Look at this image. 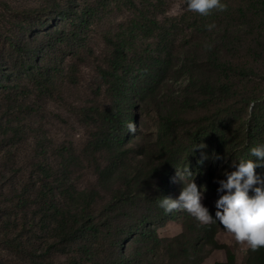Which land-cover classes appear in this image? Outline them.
I'll use <instances>...</instances> for the list:
<instances>
[{
  "label": "trees",
  "instance_id": "16d2710c",
  "mask_svg": "<svg viewBox=\"0 0 264 264\" xmlns=\"http://www.w3.org/2000/svg\"><path fill=\"white\" fill-rule=\"evenodd\" d=\"M181 1L187 10L180 18V28L178 23L162 28L158 20L151 19L140 27L144 34L154 31L159 46L164 45L158 54L130 58L120 38L103 37L107 54L97 68L98 90L105 103L97 110L84 109L94 115L88 119L90 136L83 157L61 148L31 160L19 179L10 181V187L0 182V264H152L149 255H160L164 249L176 253L169 260L180 258L182 264H203L209 257V252L201 255L203 248L197 244L176 245L159 238L151 228L152 222L171 213L159 207V199L166 194L174 165L171 159L163 161L147 153L141 143L128 141L125 130L136 99L153 107L161 122V137L167 141L170 126L179 118L203 111L209 121L205 134L214 137L220 149L229 148L230 126L224 120L250 105L255 114L264 103V89L256 81H264V0H220L224 9L214 8L207 15L189 10L188 0ZM0 6L19 19V10L2 0ZM81 20L69 35L56 29L43 57L36 54L39 47L30 51L29 61L38 57L40 82L59 68L61 49L56 48L78 37V30L87 24L85 15ZM177 30L180 50L175 52L170 37ZM33 39L37 41L38 36ZM81 58L79 48L71 63L78 65L73 61ZM2 64L0 59V70ZM131 69L140 73L135 85L127 80ZM179 75L185 78V86L179 96L170 97L171 79ZM28 110L34 109L28 106ZM26 111L22 108L21 114ZM17 120L6 122L0 114V136L24 142L28 125ZM259 125L249 121L251 130ZM240 140L231 142L235 146ZM249 149L244 148L238 163L255 159ZM85 170L94 176V183L78 189L72 176ZM186 216L187 233L203 234L211 252L224 251V260L215 264H239L231 249L215 239L225 230L219 222L201 224L190 214ZM243 264H264V248L249 249Z\"/></svg>",
  "mask_w": 264,
  "mask_h": 264
},
{
  "label": "rangeland",
  "instance_id": "374dc122",
  "mask_svg": "<svg viewBox=\"0 0 264 264\" xmlns=\"http://www.w3.org/2000/svg\"><path fill=\"white\" fill-rule=\"evenodd\" d=\"M2 1L19 10V19L16 20L0 6V59L3 62L0 70V114L6 122L18 119L28 125L24 142L0 136V182L5 181L10 187V181L19 179L23 169H27L35 157L45 158L61 148L83 157L90 136L88 119L94 115L84 109L94 107L97 110L105 103L103 92L98 90L100 76L97 68L99 60L107 54L103 37L120 38L130 58L152 56L158 54L164 45L159 46L158 39L153 36L154 31L144 34L140 27L151 19L158 20L162 28L165 25L169 28L174 23H178L180 28V18L187 9L181 0H164L163 3L161 0ZM84 15L87 24L78 30V37H70L67 45L56 48L61 49L59 68L52 69L49 77L40 82L41 70L36 66L38 57L47 54L46 47L57 31L69 35L80 26ZM177 32V35L170 37V45L174 44L175 52L180 50V33ZM47 33L49 35L44 37ZM35 36H38L37 41L33 39ZM36 47L40 49L36 52L37 60L29 61V53ZM78 47L81 48L82 58L73 61L78 64L75 65L71 63V58ZM3 75H6L4 81L1 80ZM139 76L138 69H131L127 80L135 85ZM256 81L264 89V81L258 78ZM171 83L173 91L169 96H179L181 86H185V78L179 75L171 79ZM28 106L34 109L33 112L28 113ZM131 106L135 111L128 124L132 123L134 130L129 131L127 126L126 139L134 141L133 144L141 143L147 153L154 154L158 159H171L174 165L165 196L175 198L181 187L194 179L198 186L207 189L203 203L211 214L215 212L217 199L216 181L223 178L224 171L234 170L233 165L238 163L246 146L252 148L264 144V103L257 107L255 114H252L254 109L250 105L242 113H234L224 120V125L230 126L231 145L225 149H220L214 137L205 134L209 121L203 111L199 115L187 113V118H179L174 126H170V141H167L163 134L161 137V122L153 107L144 106L136 99H133ZM22 108L27 110L23 114ZM250 120H256L259 128L251 130ZM237 137H241V140L233 146L231 141ZM197 146L205 147L193 150ZM186 169L192 175L182 176L181 182L178 179L174 182L176 172L181 173ZM255 171L264 175V168ZM72 180L78 189H88L94 183V176L85 170L72 176ZM186 214L185 210L177 208L150 226L157 230L161 239H169L176 245L191 241L203 248L201 255L209 252L203 264L223 261L224 251L211 252L203 234L185 231ZM215 239L218 244L231 249L237 263L245 262L250 249L245 243L236 241L226 230L220 231ZM175 254L166 253L164 249L160 255L149 256L153 259L152 264H182L180 258L169 260ZM141 264L147 263L144 261Z\"/></svg>",
  "mask_w": 264,
  "mask_h": 264
},
{
  "label": "clouds",
  "instance_id": "9594fccd",
  "mask_svg": "<svg viewBox=\"0 0 264 264\" xmlns=\"http://www.w3.org/2000/svg\"><path fill=\"white\" fill-rule=\"evenodd\" d=\"M224 7L220 0L187 2L189 10L202 15H207L214 8L223 10ZM128 129L133 131L134 125L129 123ZM204 147L197 146L193 150ZM249 153L255 159L235 163L234 170L224 171L223 178L216 181L218 187L214 215L203 203L207 189L198 186L194 179L184 184L175 198L161 197L159 207L164 212L182 208L202 224L219 222L236 241L245 243L252 251L264 248V175L255 171L264 168V144L250 148ZM191 175L192 172L186 169L181 173L176 172L173 179L174 182L177 179L181 182L182 176Z\"/></svg>",
  "mask_w": 264,
  "mask_h": 264
}]
</instances>
